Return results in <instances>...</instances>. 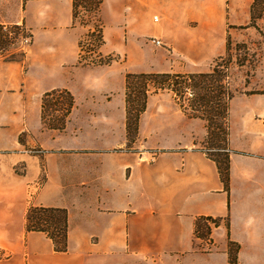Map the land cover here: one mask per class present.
<instances>
[{
    "label": "crops",
    "instance_id": "crops-1",
    "mask_svg": "<svg viewBox=\"0 0 264 264\" xmlns=\"http://www.w3.org/2000/svg\"><path fill=\"white\" fill-rule=\"evenodd\" d=\"M252 1L102 0L100 51L123 50L133 72L194 71L146 37H161L172 55H221L227 31L250 28ZM0 24L32 34L24 58L0 56V249L10 253L0 264H230L228 241L238 264H264V93L228 101L226 191L203 147L204 122L166 93L148 96L129 142L124 71L78 61L88 26L76 22L72 0H0ZM53 89L74 98L63 131L41 125L42 95ZM74 117L97 124L72 133ZM30 206L66 210L64 252L26 230ZM201 216L219 219L206 251L194 234Z\"/></svg>",
    "mask_w": 264,
    "mask_h": 264
},
{
    "label": "rangeland",
    "instance_id": "rangeland-1",
    "mask_svg": "<svg viewBox=\"0 0 264 264\" xmlns=\"http://www.w3.org/2000/svg\"><path fill=\"white\" fill-rule=\"evenodd\" d=\"M95 1L96 0H75V8H73V10L75 11L76 22H79L84 26L85 25L88 26L87 31L83 34V36L78 42V54H79L78 61L82 64H89V65L114 64L124 71V75H123L124 78L127 72L134 73L133 71H131L130 67L132 64H130V58L126 55V53L123 50H120V52L113 51L108 54H102V52L100 51V48L103 44V39H102V31H101V22L97 14L98 10L95 9L96 7L94 5ZM154 23H155L154 25L156 26L157 22L154 21ZM249 26L250 28L245 30H242L243 27L241 26H233L234 29H230V32L227 31L226 40H225V52L221 55H217L211 58L205 57L204 53H201L203 52V48L200 44L199 45L196 44V46L193 45V47H195L194 50L197 49V51H195L196 53L200 52L202 54L200 55L201 57L198 56L190 57L189 55L182 57L176 54L172 55L171 53H168V51H170L169 44L166 43L161 37L151 36L146 38L148 40L147 42L152 43L154 48H160V49L162 48V50H164V53L166 51L165 54L166 61L169 59L173 63V61L175 60L176 64L180 63L178 68H181L183 70H194V71L180 72V73H194V72L205 73L211 71L212 68L216 65L218 70L220 71L219 73H222L223 75V77L221 78H223L224 86L228 89V91L237 92V93L242 91L264 93V13L262 14L261 17L256 18L253 24L250 20L248 27ZM26 36H28L27 38L29 39V42L25 45L21 44V38ZM153 40H158L160 42L159 45L155 44ZM31 42H32V34L27 28L19 25L0 24V56L4 60H14V59L24 58L26 54V48L31 44ZM227 43L229 44L228 47L229 50H227ZM118 48L120 49L121 47ZM134 52H135L134 55L131 53V55H133L132 61L139 60V56L137 52L136 51ZM197 89L198 90H195V93L198 94L203 93L202 88H197ZM124 92H125V81H124ZM158 92L166 93L167 97L169 98V100H171L173 104L178 105L177 104L178 102H182L183 104L185 103L187 105V108L189 103L188 99L192 97V93L190 90L187 91L185 90L183 95H181V97L180 96L178 97L180 99H177L174 93L167 89L157 90L156 92H152L151 94ZM66 101H67V97L65 94L64 95L53 94L52 96L46 98V104L48 105V107H46V109L44 110V117H45L44 121L41 120V125L43 128L50 129L46 125H48V123L51 121V118L60 117L61 112L63 111L61 107L66 103ZM60 102L63 104L60 105ZM55 109L57 110L56 112H54ZM188 111L191 112L189 108ZM93 124H97V123H93L92 121L84 122L74 117L71 120V124H70L73 126L74 131L72 130L71 132L82 133L80 130L78 131L77 129L78 127L84 125L89 126ZM138 129H139V124H138ZM85 133H88V131L86 130ZM134 136L135 135L133 133H131L128 136L129 142H131V140L134 139ZM220 145L221 144L219 143V141L217 142L214 134H212L209 137L207 142L205 138V141L203 143L204 149L206 147L208 148V150L209 148L215 149L217 147H221ZM30 152L33 154H38L40 153V149L36 147L31 148ZM209 152H211V150H209ZM212 153H216L215 150L212 151ZM16 170L18 173H21L23 170L22 166H17ZM52 208H58V207H52ZM66 220H67V213H66ZM208 225L211 228L215 227L212 221H208ZM210 233L206 236V238H198V240L200 241L199 243H201V246L200 244H197V248L204 249L205 251L210 249L211 247ZM44 234L50 239V237L46 233ZM9 257H10V253L8 251L0 249V260L8 259Z\"/></svg>",
    "mask_w": 264,
    "mask_h": 264
},
{
    "label": "trees",
    "instance_id": "trees-1",
    "mask_svg": "<svg viewBox=\"0 0 264 264\" xmlns=\"http://www.w3.org/2000/svg\"><path fill=\"white\" fill-rule=\"evenodd\" d=\"M102 0L95 1V9L98 10ZM75 0H72V13L75 17ZM251 22L261 17L264 13V0H253L251 4ZM227 43V50H229ZM215 65L209 72L199 73H180V72H127L124 76L125 81V103H126V133L128 136L138 133L140 115L146 108L148 96L157 90L167 89L177 97H181L184 91L190 90L192 97L189 98L188 111L187 105L178 102L179 108L190 118H198L204 121L206 127V142L214 134L221 147L208 148L205 152L217 165L220 180L224 189L228 191L229 185V154L228 147V101L234 92L228 91L224 86L223 75L219 73ZM228 85V84H227ZM197 88H202L203 93H195ZM57 95H66L67 101L62 105L60 117L51 118L46 125L50 129L62 131L69 119V114L74 106V98L66 89H53L42 95L41 120L44 121V110L48 105L46 98ZM63 104L60 102V105ZM57 106V105H55ZM50 107V105H49ZM57 110L55 109L54 112ZM53 114V113H52ZM207 149V150H206ZM216 153H212L214 151ZM222 153V154H220ZM208 221H212L215 226L219 219L210 216L197 217L194 222V234L196 238H206L210 233L211 227ZM26 230L41 231L46 233L53 242L56 251L66 250L67 220L66 211L61 208L32 206L26 213ZM238 244L228 241L227 253L230 264L237 263Z\"/></svg>",
    "mask_w": 264,
    "mask_h": 264
},
{
    "label": "built area",
    "instance_id": "built-area-1",
    "mask_svg": "<svg viewBox=\"0 0 264 264\" xmlns=\"http://www.w3.org/2000/svg\"><path fill=\"white\" fill-rule=\"evenodd\" d=\"M28 36H26V37H22L21 38V44H27L28 42H29V39L27 38ZM153 42L155 43V44H157V45H159V41L158 40H153Z\"/></svg>",
    "mask_w": 264,
    "mask_h": 264
}]
</instances>
